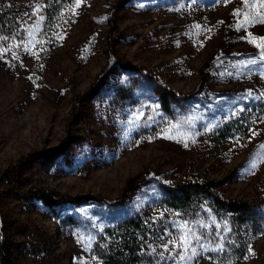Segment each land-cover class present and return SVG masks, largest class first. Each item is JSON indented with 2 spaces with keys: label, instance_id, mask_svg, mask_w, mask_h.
<instances>
[{
  "label": "rangeland",
  "instance_id": "obj_1",
  "mask_svg": "<svg viewBox=\"0 0 264 264\" xmlns=\"http://www.w3.org/2000/svg\"><path fill=\"white\" fill-rule=\"evenodd\" d=\"M45 5L0 0L13 264H100L96 246L131 218L153 264H221L227 218L162 201L200 180L264 218V0H67L53 18ZM227 264H264V231Z\"/></svg>",
  "mask_w": 264,
  "mask_h": 264
},
{
  "label": "trees",
  "instance_id": "obj_2",
  "mask_svg": "<svg viewBox=\"0 0 264 264\" xmlns=\"http://www.w3.org/2000/svg\"><path fill=\"white\" fill-rule=\"evenodd\" d=\"M67 0H46V13L50 18L57 16L62 4ZM0 20V30L4 28ZM164 108H169L167 95L161 96ZM264 113V106L261 107ZM212 182H186L166 194L162 203L173 211L193 217L205 204L216 215L227 218L231 226V242L222 253L212 258L221 264L244 260L249 254V245L255 237L264 231V218L240 202L223 203L217 199ZM148 226L142 219L131 218L106 232V238L97 245L100 264H153V257L148 255L145 241L149 234ZM12 246L0 243V264H13Z\"/></svg>",
  "mask_w": 264,
  "mask_h": 264
}]
</instances>
